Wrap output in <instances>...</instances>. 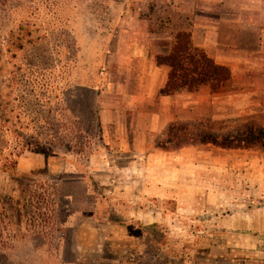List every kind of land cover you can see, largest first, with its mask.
Instances as JSON below:
<instances>
[{
  "label": "crops",
  "instance_id": "0c3cea01",
  "mask_svg": "<svg viewBox=\"0 0 264 264\" xmlns=\"http://www.w3.org/2000/svg\"><path fill=\"white\" fill-rule=\"evenodd\" d=\"M178 22L165 21L161 34L146 30L149 43L123 68H111L117 75L112 108L98 114L99 152L62 161L69 178L61 185L96 191L72 226L97 238L88 244L93 258L81 264H148L151 244L161 264H264V147L223 149L198 139L264 129V20ZM177 31L190 33L193 47L229 69L216 93L202 85L160 95L169 67L156 58L169 54ZM174 230L189 231L190 239L171 240Z\"/></svg>",
  "mask_w": 264,
  "mask_h": 264
},
{
  "label": "rangeland",
  "instance_id": "374dc122",
  "mask_svg": "<svg viewBox=\"0 0 264 264\" xmlns=\"http://www.w3.org/2000/svg\"><path fill=\"white\" fill-rule=\"evenodd\" d=\"M125 3L0 0V264H81L93 258L88 244L97 238L73 233L72 226L90 210L96 191L61 185L69 178L62 161L77 163L99 152L98 114L112 108L117 75L111 68H123L149 43L146 30L161 34L165 21L192 17L264 20V0ZM189 235L174 230L170 239ZM148 254V264H161L154 244Z\"/></svg>",
  "mask_w": 264,
  "mask_h": 264
},
{
  "label": "trees",
  "instance_id": "16d2710c",
  "mask_svg": "<svg viewBox=\"0 0 264 264\" xmlns=\"http://www.w3.org/2000/svg\"><path fill=\"white\" fill-rule=\"evenodd\" d=\"M102 2L126 5V0ZM156 61L169 67L167 81L160 95H172L181 90L193 93L202 85H208L211 92L216 93L230 78L229 69L216 65L203 50L193 47L190 33L185 31L174 33L169 54L157 57ZM198 139L201 143H209L223 149L250 148L257 145L264 147V129H248L241 135L220 138L209 134L201 135ZM38 151L37 154H44L41 150ZM12 170H15L14 165Z\"/></svg>",
  "mask_w": 264,
  "mask_h": 264
}]
</instances>
